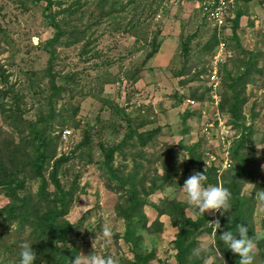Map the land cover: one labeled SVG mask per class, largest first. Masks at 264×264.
<instances>
[{
	"label": "rangeland",
	"instance_id": "374dc122",
	"mask_svg": "<svg viewBox=\"0 0 264 264\" xmlns=\"http://www.w3.org/2000/svg\"><path fill=\"white\" fill-rule=\"evenodd\" d=\"M45 6L43 1L0 0V90L11 88L14 94L24 96L19 106L26 121H35L48 114L46 97L50 91L47 79H42L40 72L47 66L48 54L44 46L52 38L54 29L49 26L46 16L63 10L67 4L61 7L55 5L50 10ZM165 9V14L155 21V26L161 30V43L168 42L164 59L151 63L154 56L146 68L142 69L141 79L134 84L127 81L124 73L136 66L149 48L132 53L135 46L131 37L110 35L104 31V26L96 33L95 36L104 31L92 46L95 51L102 52L98 61L110 59L111 65L107 70L113 75H119V80L105 85L101 94V98L109 101L111 108L102 106L100 101L88 96L94 76L98 70L106 68H95L93 64L98 63L97 60L80 57V45L56 47L55 72L78 73L80 84L79 88L69 85L74 90L72 97L68 94L52 102L54 118L50 120L53 136H60L55 148L56 158L72 155L60 169L64 174H59L62 189L72 192L65 213L57 219L70 228L65 241L58 245L63 259L67 258L66 264H71L77 255H89L92 252L104 258L111 257L116 264H136L138 256L142 257L144 264H178L174 242L179 231L172 225L169 216L158 215L154 206L161 205L163 201L178 202L185 206L184 215L195 221L194 211L184 202V194L179 189L194 171H198L196 165L201 164L203 170L214 168L218 175L228 168L226 164L229 163V155L226 148L229 150L239 140L242 127H237L238 124L246 127L250 134L247 148L241 152L250 155L252 163L249 169L254 172L253 179L242 182L241 192L253 202L251 219L254 236L257 240L264 239V208L254 198L258 184L255 180L264 177V0L234 1L231 17L235 16L236 9L243 14L236 30L238 42L231 38L229 22L220 32L227 57L219 67L215 86H211L209 71L211 56L216 53L219 44L217 31L189 4L167 6ZM62 16L59 15L58 19ZM212 36H215L217 43L211 54H208L205 48ZM187 39L190 40L189 52L185 55L181 51V43ZM249 59L255 60L258 72L252 74L250 82L245 83L239 94L236 93L240 87L238 84L235 94L239 102H244L238 120H235L228 110L231 91L226 75L230 72L234 78L240 76L244 69L243 62ZM2 77H6V80ZM192 96L202 99L192 100ZM12 101L10 96L4 98L3 102L10 105ZM117 110H122L127 116L117 114ZM127 119L131 121L130 126ZM141 121H148L149 124L137 132L150 131L154 135L145 147L131 148L129 145L135 142L136 136L126 139L128 128ZM16 125L4 119L0 113V147L9 142H21L23 135ZM222 127H225L229 146L223 145L220 140ZM64 130L70 131L66 139L62 138ZM84 131H89L91 157H86L87 151L85 153L83 148L76 150L83 140ZM22 132L27 134L28 130ZM122 141H125L126 146L122 152L127 158L122 160L119 153L114 152L113 164L124 166L125 174H129L136 163L139 173L135 180H142V185L137 187L140 198L143 197L142 186L150 188L154 183L158 186L164 184L162 189L146 198V204L141 210L143 218H136L132 224L136 229L131 241L125 240L127 225L120 213L126 194L122 195L124 191L118 190V182L110 179L101 167L104 158L100 147L110 148ZM138 149L141 154L137 152ZM181 152V158L185 160L178 165ZM81 153L82 157L78 158ZM3 155L0 153V156ZM163 162L170 164L171 172H163ZM49 173L48 168L43 176L48 182L46 191L52 198L56 190L50 183ZM163 175L170 176L171 180L166 181ZM218 175L217 185H222L221 175ZM26 176L25 192L22 195L30 194L36 198L40 179L34 178L31 172H26ZM108 185L115 187L110 188ZM7 204L9 200L0 187V210ZM44 205L45 202L42 210ZM205 214L211 221L220 218L219 212ZM3 216L0 215V226L3 224ZM209 222L207 227L211 226V232L198 233L194 239V249L207 241L209 248L206 255L214 260V264H222L215 246L216 231ZM105 225L111 227V237H104L102 229ZM31 232L30 228L19 232L17 221L9 227L0 228V234H4L3 242L0 243V264H19L20 258L11 257L5 252L4 246L17 242L19 238L27 239ZM18 234L20 237H17ZM43 241L39 240L40 244ZM47 245L50 247L49 243ZM212 251L214 254H211ZM257 252L255 248L254 264H264ZM53 257L40 253L35 264H52ZM223 260L226 262L224 257Z\"/></svg>",
	"mask_w": 264,
	"mask_h": 264
},
{
	"label": "trees",
	"instance_id": "16d2710c",
	"mask_svg": "<svg viewBox=\"0 0 264 264\" xmlns=\"http://www.w3.org/2000/svg\"><path fill=\"white\" fill-rule=\"evenodd\" d=\"M34 2H45V8L50 10L53 6L61 7L63 4H67L66 8L59 10L53 14H49L46 18L49 20V26L54 29V34L44 46V51L48 54V61L46 68L40 72L42 79H47L50 95L46 97L47 111L46 117H41L35 121H26L23 116L24 113L20 109L19 102L24 96L14 94L11 88L0 90V113L4 119L17 123L16 127L22 133L21 142L19 144H13L9 142L7 145L0 147V187L5 191V195L9 200V204L0 210V215L4 214L3 224L4 226H10L15 221L18 222L19 232L24 231L25 228H30L32 232L25 240H19L15 243H11L9 246H4V250L11 257L20 258V245L27 242L32 246L33 251L36 253V257L39 260L40 253L43 256H54L52 258V264H66V257L63 259V255L58 248L59 243H63L67 237L68 224L59 223L57 219L65 213V209L68 205V201H71L72 192H66L62 189L59 183V174L63 175L64 172H60L63 164L67 163L71 156L61 155L56 158V144L59 141L60 136H53L52 124L50 120L54 118L53 101L61 100L65 95H70L74 90L69 88V85L73 88H79L80 84L77 80L78 73L61 74L55 72L56 65V47L64 46L66 48L80 45L78 55L84 57L86 60H97L98 63H94L95 68L104 67L105 70H98V73L94 76L93 86L88 93V96L94 100L101 102L102 106L111 105L108 100L101 98L104 86L107 84H113L119 80V75L111 74L107 68L111 65L110 59H105L99 62L98 57H101V51H95L93 43H95L98 37L106 33L110 35L121 34L131 37L134 42V50L132 53L147 50L144 57L133 66L131 70L125 72L126 79L131 84L136 83L141 79V71L146 68L147 63L159 52L161 42L159 37L161 30L159 26H155V16L162 9L163 5L168 0H31ZM186 1V0H179ZM235 16L229 20L231 24L232 39L237 43L238 37L236 36V30L239 26V20L243 16L242 12L238 9L235 10ZM165 12L163 13V15ZM59 15H63L58 19ZM162 15V16H163ZM104 26L102 34L96 35L100 27ZM95 36V37H94ZM61 38H64L62 40ZM190 39V38H189ZM189 39L186 42L181 43V51L187 55L189 52ZM218 42V41H217ZM215 36H212L208 40V44L205 48L208 54H211L214 45L217 43ZM240 48V46L238 45ZM242 51V50H241ZM257 63L255 60H247L243 62V72L240 76L234 78L231 73L228 72L226 79L230 81V96L231 104L228 109L235 120H238L239 110L242 107V102L238 101L239 97L235 94H239L241 88H244L245 83H249L252 74L257 71ZM223 66V65H222ZM221 66V68H222ZM258 72V71H257ZM6 80V77H2ZM237 85V86H236ZM92 91V92H91ZM13 99L10 105L4 103V98L10 97ZM192 100H199L202 98L191 97ZM224 108H221V110ZM76 110V109H75ZM117 114H124L122 110H117ZM128 126H130V120H126ZM235 122V121H234ZM149 124L148 121H141L135 126L128 128L126 139H131V136L135 135L136 140L132 142L129 147L143 148L145 147L154 135V132L143 131L137 132L139 128ZM235 124V123H234ZM22 125V126H21ZM242 127L239 140L236 141L229 148V166L220 175H218L214 168H207L206 176L207 180L204 182V186L217 185V175L221 177L223 187L227 188L231 193V211L220 216L221 229H218L215 234L216 245L219 252L226 259L227 263L239 264V256L234 255L231 250L227 249L226 245L219 240V236L223 231L236 232V226L243 224L249 228V237L254 236L253 222L251 214L253 211L252 199L244 196L241 192L242 182L247 179L254 178V172L249 169L252 160L249 159L250 155L242 153V150H246L247 144L250 141V134L247 132L246 127ZM27 129V134H23L22 130ZM19 134V133H17ZM125 141H122L118 145H114L110 148L101 146L100 149L103 152L104 162L101 167L108 173L110 179H114L118 182V190L124 191L122 195L126 194V198L123 201V205L120 207L121 216L125 220L127 228L125 230V240L131 241L133 232L136 229L134 220L137 218H143L141 212L142 207L146 204V198L149 195L155 193L157 190L162 189L164 184L151 185L150 188L142 186L141 192L143 197L140 198V190L137 187L142 185V180L136 181V176L139 173V167L134 163L131 173L125 174L124 166L114 165L113 154L119 153L122 160H126L127 155L122 152L125 146ZM89 131H84L83 140L79 143L77 151L84 149L87 151L86 157H91L89 152ZM136 151V150H134ZM141 154L140 150L137 151ZM84 153V152H83ZM139 154H137L139 156ZM191 156L194 157L192 151ZM82 157V153L78 155V158ZM142 158V155L140 156ZM134 156L132 157V159ZM254 161V160H253ZM163 172H171L170 164L163 162L161 164ZM198 171H204L201 168V164L196 165ZM50 169L48 175L50 183L55 187V194L52 198L47 193L46 188L48 182L44 179L43 172L46 169ZM187 169V168H186ZM264 170V169H263ZM26 172H31L34 178H39L41 185L39 186L36 194V198H33L30 194L22 195L25 192V184L27 180ZM133 174V175H132ZM164 176L166 181L171 180L170 176ZM144 179V178H143ZM256 190L264 189V177L255 180ZM137 186H136V185ZM110 188L115 186L108 185ZM68 194L70 196H68ZM69 197V200L67 199ZM34 199V201L32 200ZM43 202H45L44 210H42ZM158 215H168L171 223L178 229V234L175 240V249L177 250V263L178 264H202V259L193 255L195 247L194 239L201 231L211 232V226L207 227V222L211 221V218L206 214L194 213L196 220L193 221L189 217L184 215L183 204L175 201H163L161 205L154 206ZM140 220V219H139ZM142 221V220H141ZM4 234H0V243L3 241ZM17 237H20L19 234ZM53 238V241L51 240ZM43 241L40 244L39 240ZM257 255L264 261V239H256ZM50 244V247L47 244ZM59 250V251H58ZM211 254H214L212 251ZM136 264H144L142 257H136ZM7 264L6 262H3Z\"/></svg>",
	"mask_w": 264,
	"mask_h": 264
},
{
	"label": "clouds",
	"instance_id": "9594fccd",
	"mask_svg": "<svg viewBox=\"0 0 264 264\" xmlns=\"http://www.w3.org/2000/svg\"><path fill=\"white\" fill-rule=\"evenodd\" d=\"M182 153L179 154L177 160L178 165L185 160L181 158ZM262 169H264V166H262ZM206 180V168L204 171H194L185 180L182 188L179 189L184 194V202L194 213L198 214L204 215L206 212H212L213 214L219 212V215L223 217L225 214L230 213V191L223 187V185H209L205 187L204 182ZM254 198L258 205L264 208V189L256 191ZM209 224L214 227V231L216 232L218 229H221L219 218L210 221ZM102 232L106 238L112 235V229L108 225L103 227ZM248 233V227L243 224H238L235 233L232 231H223L219 236V240L226 245L227 249L231 250L234 255L239 256V264H254L256 237H249ZM92 247L94 248V241ZM208 248V242L204 241L193 250V255L200 257L202 264H214V260L206 255ZM20 249L19 264H35L37 257L32 246L24 242L20 245ZM217 253L222 264H226L219 250H217ZM71 264H116V262L111 257L104 258L92 252L89 255H77Z\"/></svg>",
	"mask_w": 264,
	"mask_h": 264
},
{
	"label": "built area",
	"instance_id": "2783aa9c",
	"mask_svg": "<svg viewBox=\"0 0 264 264\" xmlns=\"http://www.w3.org/2000/svg\"><path fill=\"white\" fill-rule=\"evenodd\" d=\"M235 0H186V1H179V0H168L159 11V13L155 16L156 19H160L163 10L167 6L170 7H178V6H185L190 5L192 6L200 15L213 27L218 33V48L216 53L211 56V69L209 71V76L211 80V86H215L218 80V71L220 65L227 57V51L223 42H221L222 38L220 37V32L223 30L229 23V20L232 19L231 17V10L234 6ZM187 103H192L191 101H187ZM221 126V123H219ZM225 127H222L220 131V140L223 145H230L228 140V136L225 134ZM67 135H70L69 130H64L62 133V138L66 139ZM227 153L229 155L228 147L226 148ZM230 163V161H229ZM229 163L226 166H229ZM226 169V168H225Z\"/></svg>",
	"mask_w": 264,
	"mask_h": 264
},
{
	"label": "crops",
	"instance_id": "0c3cea01",
	"mask_svg": "<svg viewBox=\"0 0 264 264\" xmlns=\"http://www.w3.org/2000/svg\"><path fill=\"white\" fill-rule=\"evenodd\" d=\"M167 10H163V13L166 12ZM163 15V14H162ZM166 43L168 42H163V44L161 45V49H159V53L155 55V57L151 60V63H153L154 61H162V59H164L163 55L165 50L167 49Z\"/></svg>",
	"mask_w": 264,
	"mask_h": 264
}]
</instances>
